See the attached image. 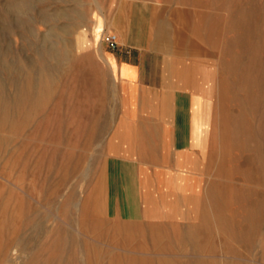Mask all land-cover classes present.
Wrapping results in <instances>:
<instances>
[{
	"label": "rangeland",
	"instance_id": "obj_1",
	"mask_svg": "<svg viewBox=\"0 0 264 264\" xmlns=\"http://www.w3.org/2000/svg\"><path fill=\"white\" fill-rule=\"evenodd\" d=\"M131 1L0 0V264H264V0H141L213 73L192 197L147 120L130 144L117 128L105 36L127 33ZM138 163L159 168L136 183Z\"/></svg>",
	"mask_w": 264,
	"mask_h": 264
},
{
	"label": "crops",
	"instance_id": "obj_2",
	"mask_svg": "<svg viewBox=\"0 0 264 264\" xmlns=\"http://www.w3.org/2000/svg\"><path fill=\"white\" fill-rule=\"evenodd\" d=\"M150 6L145 1H131V18L126 35L120 33L117 38L115 34L117 46H108L109 50L105 52L110 69H115L116 81L124 103L123 114L119 116L124 121L119 123L117 128L119 133L127 135L126 140L130 144L131 134L142 133V120H147L151 128L149 133L163 135L162 150L159 151L163 159L162 168H173L175 172L185 174L182 172L183 168L196 166L193 155L197 151L190 135L193 129L192 98L198 95L194 87L200 81L201 47L176 33L174 27L169 25L171 21L161 19L153 13L147 18L146 13ZM149 10L151 12V9ZM180 21L185 22L183 19ZM163 27L172 30L169 40L164 36ZM199 30V26L192 30L196 31L198 38ZM178 134L189 135L188 140L180 139ZM126 157L131 158V161L141 158L140 154L135 156L132 150L131 155ZM186 163H189V166H186ZM137 166L134 170L136 183L139 167L147 168L149 173L151 172L150 175L154 168H159L139 163ZM190 170L189 174L192 173Z\"/></svg>",
	"mask_w": 264,
	"mask_h": 264
},
{
	"label": "bare ground",
	"instance_id": "obj_3",
	"mask_svg": "<svg viewBox=\"0 0 264 264\" xmlns=\"http://www.w3.org/2000/svg\"><path fill=\"white\" fill-rule=\"evenodd\" d=\"M117 18V17H116ZM116 20V19H115ZM113 24V23H112ZM120 27V26H119ZM123 32V31H122ZM171 38V36L169 38H167L168 40ZM260 41V40H259ZM245 42V41H244ZM78 44V48H80L81 50L83 49L84 47V44H85V41L82 40L81 43H77ZM246 44V42H245ZM248 44H246L247 46ZM61 48V47H60ZM243 48V47H242ZM260 49V48H259ZM60 51V50H59ZM72 51V50H71ZM73 52V51H72ZM236 52V51H234ZM67 53V52H66ZM61 55V53L59 54ZM52 56V55H51ZM67 56V55H66ZM65 56V57H66ZM64 57V58H65ZM177 57V56H176ZM53 58V56H52ZM63 58V60H64ZM220 58V57H219ZM49 59V58H48ZM67 59V58H66ZM70 59V58H68ZM232 59V58H231ZM241 59V58H240ZM239 59V60H240ZM223 60V59H222ZM60 61V60H59ZM67 61V60H66ZM225 61V60H224ZM44 62V61H43ZM184 62V61H183ZM191 62V60H190ZM230 62V61H229ZM45 63H48V62H45ZM51 63V62H50ZM64 63V62H63ZM54 64V63H53ZM58 64V63H57ZM60 64V63H59ZM184 65V63H182ZM190 64V63H189ZM188 64V65H189ZM224 64V63H223ZM241 64V63H240ZM61 65V64H60ZM182 65V66H183ZM45 66V65H44ZM43 67V66H42ZM242 67V66H241ZM250 67V66H249ZM183 68V67H182ZM189 68V67H188ZM238 68V67H237ZM233 69V68H232ZM246 69V67H245ZM40 70V69H39ZM236 70V69H235ZM250 70V69H249ZM113 71V70H112ZM183 71V70H182ZM238 71V69L236 70ZM190 72V71H189ZM241 72V71H240ZM239 72V73H240ZM49 73V72H48ZM239 73H237L238 75V78L241 76ZM38 74H41V73H38ZM233 74V73H232ZM245 74V73H244ZM47 75V74H46ZM115 75V74H114ZM191 75V73H190ZM171 76V75H170ZM116 77V75H115ZM189 77V76H188ZM260 78V77H259ZM47 79V78H46ZM29 81H31L29 79ZM40 81V80H39ZM42 81V80H41ZM49 81V80H48ZM191 81V80H190ZM246 81V79H245ZM36 82V81H35ZM35 82H29L30 85L25 87V88H22V89H19V90H16V94H15V102L19 103L21 101H24L25 99H36L37 97V92H38V88H36V83ZM193 83V82H192ZM238 83V82H237ZM236 83V84H237ZM25 84V83H24ZM43 84V83H42ZM50 84V83H49ZM191 84V83H190ZM235 84V86H236ZM257 84V83H256ZM179 85V83H178ZM200 85L203 86V88L205 87V92L203 94V96H196L192 98V123H193V129H192V133H191V140H192V143L194 145V147H196L198 149L199 152L203 151V148L204 147H201V143L204 142V138L207 134V130L209 129L210 125H211V122L209 121V117H210V112H211V104H210V99H211V96H212V93L214 91L213 88H215V81H214V78H213V73L211 72H205L202 74L201 72V79L198 83V85H196L194 87V90L196 91L197 93V90H199L200 88ZM217 85V83H216ZM43 86V85H42ZM176 86V85H175ZM182 86V85H181ZM194 86V84H193ZM249 86V85H248ZM173 87V86H172ZM174 88V87H173ZM186 88V87H185ZM193 89V88H192ZM172 90V89H171ZM175 90V89H174ZM170 91V90H169ZM185 91V90H184ZM193 91V90H192ZM178 92V91H177ZM194 92V91H193ZM167 93V92H166ZM251 93V92H250ZM40 95V94H39ZM47 95V94H46ZM166 95V94H165ZM42 96V95H41ZM244 96V95H243ZM179 97V96H178ZM41 98V97H40ZM39 98V99H40ZM38 99V100H39ZM169 99V98H168ZM185 99V98H184ZM43 100V99H42ZM181 100V99H180ZM186 100V99H185ZM187 101V100H186ZM180 102V101H179ZM245 102V101H244ZM246 103V102H245ZM164 104V103H163ZM168 104H169V101H168ZM185 105V104H183ZM178 106V105H177ZM159 108V106H158ZM163 109V108H162ZM156 110V109H154ZM179 110V109H178ZM161 111V109H160ZM172 112V111H171ZM176 112V111H175ZM180 112V111H179ZM155 113V112H154ZM190 113V112H189ZM155 115V114H153ZM172 115V114H171ZM163 116V115H162ZM163 119V118H162ZM104 120V119H103ZM174 122V121H173ZM163 123V122H162ZM179 129V127H178ZM157 132V130H156ZM146 133V132H145ZM179 133V132H178ZM179 135V134H178ZM137 136V134H136ZM137 138V137H136ZM154 138V137H152ZM158 138V137H157ZM152 142V141H151ZM162 150V149H161ZM171 152V151H170ZM162 153V152H161ZM195 156V155H193ZM190 157V156H189ZM157 160V158L155 159ZM187 162H189V158L187 159ZM196 164V163H195ZM186 166H189V163H186L185 164ZM195 167V165H194ZM192 166V168H194ZM142 169V167H141ZM147 170V169H146ZM145 171V170H144ZM183 171V170H182ZM187 172V171H186ZM190 172H192V174H183L182 175L184 176L183 178H181L180 180L183 181V183H180V187L182 189V191L186 194H184V196L182 195V197H192L193 195V192L196 190H194V187H193V183L194 181L196 180L197 176L194 174L193 175V171L192 169L190 170ZM147 175V174H146ZM167 175V174H166ZM150 176V175H149ZM182 177V176H181ZM196 177V178H195ZM153 178V177H152ZM141 179V178H140ZM139 179V180H140ZM154 179V178H153ZM198 179V178H197ZM162 181V180H161ZM185 181V182H184ZM145 182L147 183L148 185V182L151 183V178H147L145 180ZM198 182V181H197ZM159 183V182H158ZM176 183H178V181H176ZM183 184V185H182ZM151 186V185H150ZM149 186V187H150ZM154 186V185H153ZM159 186V185H158ZM155 187V186H154ZM166 188V187H165ZM192 188V189H191ZM157 191V190H156ZM173 199H175V196H173ZM172 209V208H171ZM251 219V218H250Z\"/></svg>",
	"mask_w": 264,
	"mask_h": 264
},
{
	"label": "built area",
	"instance_id": "obj_4",
	"mask_svg": "<svg viewBox=\"0 0 264 264\" xmlns=\"http://www.w3.org/2000/svg\"><path fill=\"white\" fill-rule=\"evenodd\" d=\"M105 42L107 46L114 47L116 45V35L114 33H109L105 36Z\"/></svg>",
	"mask_w": 264,
	"mask_h": 264
}]
</instances>
